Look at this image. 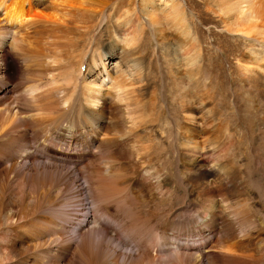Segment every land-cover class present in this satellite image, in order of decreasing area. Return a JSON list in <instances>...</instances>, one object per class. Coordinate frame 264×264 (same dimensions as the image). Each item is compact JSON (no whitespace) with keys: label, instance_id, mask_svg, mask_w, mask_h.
Wrapping results in <instances>:
<instances>
[{"label":"bare ground","instance_id":"6f19581e","mask_svg":"<svg viewBox=\"0 0 264 264\" xmlns=\"http://www.w3.org/2000/svg\"><path fill=\"white\" fill-rule=\"evenodd\" d=\"M33 1H0V6H4L1 16L27 34L42 37L50 29L53 31L52 27L64 20L67 12L46 15L43 8H38L39 4L44 5L42 1L32 4ZM207 1L210 3L207 10H213L219 17L216 26L224 29L218 34L222 38L213 41L219 44L213 47L218 52L214 57L200 25L187 11L191 0H139L140 4L136 0H62L70 8L85 7L84 16L93 25L102 22L106 34L111 30L106 18L113 13L119 16L118 36L115 34L113 41L112 34L107 36L104 54L100 55L108 52L116 56L114 69L128 84L119 88L117 99L109 103L90 91L88 84L92 81L82 87L84 80L89 79L87 68L82 69L89 48L83 44L76 50L79 57L76 66L75 63L70 66V88H52L53 97H43L39 104L33 103V99L44 96L45 86L57 76L56 69L49 70L53 61L38 72L40 79L33 77L32 83H27L25 99L15 100L16 96H12L17 93L18 85L14 78L29 66L24 61L25 53L12 46L13 53L3 50L0 83L7 87L3 86L0 92V195L2 208L9 207L10 213L4 228L0 227V264H264V209L260 212L263 218H254L252 211L241 205L242 200H236L237 188L243 183L238 173L222 170V163L219 167L201 164L203 159L197 156H205V152L192 143L191 128L181 126L179 135L184 140L175 159V170L186 188L181 195L175 190L170 207L162 206V200L171 197V187L166 173L152 163L151 152L173 131L164 133L155 129L156 125L149 123L150 119L142 112L139 99L135 98L131 111H126L130 109L126 103L129 96L149 83L150 69L140 60L142 39L145 35L146 42L152 40L156 54L159 35L149 28L153 26L158 34L167 23L176 39L172 47L178 57L173 62L176 69L171 71L175 80L182 84L195 83L202 76L213 80L209 67H213L214 58L223 61L226 51L221 42L228 41L236 60L233 74L245 82L253 97L260 95L264 112V0ZM89 23L85 26L87 32L92 28ZM228 36L241 39L231 40ZM11 80L14 86L8 84ZM9 88L14 91L12 94L8 93ZM253 99L249 100L253 102ZM246 102L240 101L243 107ZM24 107H32L41 114L25 118ZM5 112L10 113V123L2 122ZM76 121L79 122L75 124ZM35 127L48 129V133ZM86 146L92 149L86 152L85 159H76L78 153L66 154L67 150ZM179 155L187 161L183 162L181 157L180 164ZM195 175L200 181H193ZM78 177L85 178L86 186L78 184ZM82 190L89 193L91 204L88 198L81 197ZM15 200L18 206H12L11 201ZM207 201L212 204L204 206ZM25 203L28 212L19 216ZM86 206L94 207L97 218L112 215L121 228L109 232L92 224L93 213L88 216ZM254 207L257 211L258 206ZM187 218L204 221L207 230L214 234L215 239L207 249L206 243L198 242V236L193 233L180 238L187 244H179L176 249L170 246L169 231L178 225L183 227L189 221ZM144 238H148L149 246ZM132 242L136 246L124 250ZM149 247L159 252L153 254Z\"/></svg>","mask_w":264,"mask_h":264},{"label":"rangeland","instance_id":"374dc122","mask_svg":"<svg viewBox=\"0 0 264 264\" xmlns=\"http://www.w3.org/2000/svg\"><path fill=\"white\" fill-rule=\"evenodd\" d=\"M38 2L44 4H39L38 8L39 10L43 8L46 15H51L55 12H67L66 16L63 17L64 20L57 23L56 27L54 25L52 27L53 31L50 29L49 32L45 33L46 36L44 34L42 37L34 34H27V32L18 28L17 25L7 23L4 20V16H1L3 15L2 10L4 9V6H0V54L4 52L3 50H5V52H11L12 46L18 52L26 54L24 61L29 66L28 70L22 71L23 73L18 72L19 75L15 76L14 82L19 87L17 86V93L12 97L16 96L15 100H24L27 96L23 95L25 93L24 89L27 88L29 83H32L31 80L33 77L40 79L41 76L38 72H41L42 70L44 71V68H47V64H50L52 61L53 63L49 70L56 69V79L50 85L45 86L46 91L44 96L36 97L35 94L37 92L36 90L34 91L33 96H35V98L33 99V103L39 104L38 100L43 97L52 98V88L64 90L69 89L70 82L68 73L71 72L70 66L74 63L76 66V62L79 59L76 50L81 44H83L84 48H89L86 53V59L88 60L82 67L84 71L87 68V76H89V79L87 81L84 80L85 82L82 83V87L88 84L87 82L92 81L91 84H88V88L91 87L89 88L91 89V92L95 91L94 94H96L98 98L105 100L107 103H109V101H115L117 99L119 88L127 85L128 82L122 77V75L116 73V70L114 69L117 59L116 56L108 52L102 57L100 54H104L105 46L103 43L107 36L112 34V41L116 39L115 36L118 34L119 30L116 28V25L118 24L117 18L119 17L118 14L113 13L109 18H106V23H108V26L111 28L107 35L104 29L106 27L104 26L102 28L103 25L101 26L102 22L93 25L90 18L88 19L84 16L85 12H83V9L85 11V7L83 6H80L81 8H79V5H76L74 8H70L63 3L62 0H34L32 4ZM191 2L192 4L191 6H188L187 11L189 12V15H192L195 18V22L201 27L200 30L208 44L204 43V46L207 45L210 54H212L213 57L214 55L217 56L218 52L213 47L217 48L219 44H214L213 41L215 38L217 41L220 40L222 37L218 34L223 33L224 30L222 27L216 26L215 21L219 17L213 10H207V4H210L208 1L206 2V0H204V2H202V0H191ZM136 3L140 4L139 0H136ZM67 9H70L71 11L69 10L68 13ZM79 11H81V13ZM98 15L100 16V14ZM88 23L91 24L92 28L90 31L88 28L87 32L85 26L88 25ZM169 27L170 26L167 25V23H164L161 32L158 34L157 32L155 33V28L153 26L149 28L152 33L159 35L156 54L153 52V46L151 45L153 43L152 40L148 39L146 42V37L144 35L141 42L144 47H142L141 50L140 60L144 62L143 65H146L148 69H150V74H148L149 83L147 87L143 88L141 91H138L133 87L136 92H134L133 96H129L126 101L130 106V109L126 111L129 112L131 111V107L134 106L135 98L139 99L140 105H143L144 108L142 109V112L148 120L150 119L149 123L156 125L154 126L155 129L161 130L164 133L169 130L173 131L172 135L166 136L165 139L151 152V158L153 159L152 163L156 164L164 173H166L168 176V186L171 187V197L162 200L161 205L164 207H170L175 192L177 191V193L181 195L185 191L186 184L181 182V179H179V175L175 170V159L184 140L183 135H179L180 127L189 126L193 132L192 143H194L202 153L205 152L206 154L205 156H203L204 154L202 156H197L200 160L203 159L201 164H205L207 167H215L214 165L219 167L224 164L222 170L225 169L227 172H237L243 183L241 185L242 187L239 185L240 187L237 188L239 193H236V197L238 198L236 200L247 202L248 206L242 201L241 205L245 207V209L248 207V209L252 211L251 214L254 218L259 217L260 219V217H262L260 212H263L264 209V207H262V205H264V112L261 108L262 99L260 95L253 97V92L244 84L245 82L233 74L236 60L234 58L235 55L230 48V42L228 41L221 42L222 49H225L226 51V53L221 52L224 54L223 61L214 58L213 67H209L211 68L209 70L214 78L213 80L206 78V76L200 77L199 80H196L195 83L192 84H182L175 80L171 71L176 69V65L173 64V62L175 63L178 55L175 56L176 53L174 52V47H172V42L176 40L174 39L175 33L173 29H169ZM113 31L115 32L113 33ZM83 32L87 33L85 34ZM210 32H212V34H210ZM228 38L231 40L234 38L241 39L240 36H228ZM243 41L248 42V40L245 39H243ZM220 79L221 82H219ZM9 83L10 86H14L12 80L8 82V84ZM3 86L5 85L0 83V92L3 89ZM6 87L7 86L4 88ZM129 88L131 89V87ZM13 92H11L10 88L8 89L9 94H12ZM250 98H254L253 102L249 100ZM241 100L247 101L245 104L246 106L243 107L241 105ZM23 111L25 118H27V116L36 117L41 114L40 111H37L32 107H24ZM142 117L143 115L141 118ZM10 118V113L5 112L2 116V122L7 123L11 121ZM77 122L79 121H76L75 124ZM67 126V128H69V125ZM35 130L44 132V134L48 133V129H37L35 127ZM67 133L69 134L70 132ZM203 138H205L207 144H204L206 142L202 140ZM83 140L86 142L85 138H83ZM220 140L223 143H221ZM199 142L201 144H199ZM202 144L205 145V147L203 146L204 148L202 147ZM216 145L219 146L216 147ZM35 149V147L32 148L33 152L36 151ZM89 149L92 148L86 146L85 148L71 152L70 150H67L66 154L72 155V153H78L79 157L76 159H85L87 157L85 156L86 152ZM208 150L210 151V154L206 153ZM212 151H214L215 154ZM181 157L183 162L187 161L182 155H179V163L182 162L180 159ZM213 159H215L216 162ZM219 163H222V165ZM65 165H67L66 162ZM68 167L73 168L74 165H68ZM73 175H75V173H73ZM232 179L236 180V178ZM208 180H212V178H209ZM193 181H200V177L195 175ZM236 183H238V180ZM78 184L86 186L85 178H79ZM187 188L191 187L187 186ZM220 190L221 188H218V191ZM86 191H81V197L88 198V203L91 204L92 200H90L89 193ZM1 199L0 195V227L4 228L6 223L5 218L9 215L10 208H2ZM236 200L234 199L233 201L236 203ZM11 204L12 206H18L16 200L11 201ZM211 204V202L207 201L204 206H210ZM254 205L259 207H257L258 212L254 211ZM236 207L239 206L236 204ZM89 208L90 209L86 206L85 213L88 216L91 215L90 212L94 214L91 216L92 224L102 227L109 232L121 228L119 222L116 221L112 215L109 214L97 218V213L94 211V207L90 206ZM20 210L21 212L19 216H24L26 213H23L28 212L26 203L20 207ZM94 216L96 218H94ZM219 217L221 219L223 214H219ZM188 220L189 221L186 223L188 224L187 226L186 224L183 227L178 225L179 228L178 226L172 227L169 231V235H171L169 242H172L170 243V246H174L176 249L179 244H187L186 241L180 240V238L183 239L186 233L187 236H190L191 233H193L198 236V242L203 240V242L206 243L207 249L212 240L215 239L214 234L210 230H207L204 221L199 222V220H197V222H194L192 219ZM160 225H164V223L160 222ZM148 241V238H144V242L147 243V245L149 244ZM114 244H116V242H114ZM128 246L130 248H124V250L130 251V249L136 245L135 242H132L131 244H128ZM156 250L157 248H154L152 251L150 249L153 254L159 252Z\"/></svg>","mask_w":264,"mask_h":264}]
</instances>
